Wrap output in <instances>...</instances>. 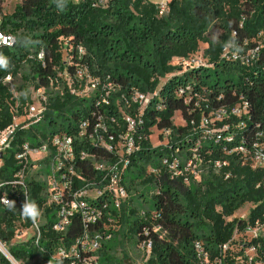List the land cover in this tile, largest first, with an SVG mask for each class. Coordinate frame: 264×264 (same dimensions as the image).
Here are the masks:
<instances>
[{
    "label": "trees",
    "instance_id": "trees-1",
    "mask_svg": "<svg viewBox=\"0 0 264 264\" xmlns=\"http://www.w3.org/2000/svg\"><path fill=\"white\" fill-rule=\"evenodd\" d=\"M2 4L0 0V31L13 36L14 43L0 47V131L12 123L16 104L18 114H23L30 88H48L53 82L57 95L51 96L41 124L16 133L3 157L1 183L13 180L15 154L24 142L37 145L63 133L77 137L85 120L88 135L98 116L110 132L125 133L126 115L137 122L135 150L127 156L129 167L122 179L129 199L120 213L112 214L119 233L107 219L90 226L103 238L97 252L100 264H122L111 254L117 237L135 242L139 249L151 242L145 264H199L196 243L202 245L210 264H218L217 260L242 264L238 259L250 244L258 246L264 258L262 238L249 241L239 236L222 251L235 229L241 232L256 220L264 222L263 171L253 169L240 153L228 154L236 146L253 150L254 143L264 144V0H172L167 17L159 16L150 0H18L11 13ZM211 26L221 31L215 42L207 37ZM79 47L86 52L80 58ZM254 50L253 59H242ZM40 52L43 60L38 59ZM197 54L210 66L193 65ZM76 65L98 80L87 98L71 95L66 83L57 80L58 73L74 77ZM7 75L20 80L14 84L18 100L2 83ZM137 93L150 98L142 112L133 102ZM244 103L245 114H233ZM220 113L221 119L207 128L214 133L207 134L202 127L205 121ZM176 114L184 125L173 123ZM154 128L160 131L156 147L151 145ZM79 143L99 161L117 159L87 140ZM193 152L212 172L195 185L173 177L162 165L164 159L190 158ZM219 160L228 164L215 172L213 165ZM27 185L32 214L44 220L39 246L32 238L16 242L31 221L19 204L20 189L9 185L0 189V200L3 194L12 198L8 206L0 201V242L20 264H31L39 256L42 264H63L64 260L54 259L57 249H69L84 228L75 221L66 235L56 233L52 209L44 206L42 198L44 184L32 179ZM248 204L246 220L229 221ZM0 264L11 263L0 253Z\"/></svg>",
    "mask_w": 264,
    "mask_h": 264
},
{
    "label": "built area",
    "instance_id": "built-area-1",
    "mask_svg": "<svg viewBox=\"0 0 264 264\" xmlns=\"http://www.w3.org/2000/svg\"><path fill=\"white\" fill-rule=\"evenodd\" d=\"M171 1L160 0L154 3L158 8L159 16L166 15ZM17 2L18 0H3L2 8L7 12V5L13 3L14 11ZM11 12L8 11V13ZM4 38H7V43L4 42ZM13 43V36L0 31V47ZM228 52L229 49L225 48L224 56ZM85 53L82 47L78 48L79 58L84 56ZM256 53L257 50L249 51L242 59L248 62L250 57L251 59L255 57ZM233 58H238L236 53ZM38 59L43 60L42 52L39 53ZM191 63L196 66H210L202 59L200 61L192 59ZM57 76V80L66 83L71 95L85 98L96 89L98 83V80L91 77L87 68L79 65L74 68V77H71L69 73H58ZM2 83L10 86L15 99L18 100L19 95L15 89L13 77L7 75L2 79ZM75 85H77V88ZM29 94V102L25 105L23 114H18L17 107L19 104H16L12 123L0 131V172L3 166L4 154L11 148L16 133L19 130H26L31 126L41 124L48 110L51 96L57 95L54 93L53 82L50 83L48 88H30ZM105 95L108 96L109 92L106 91ZM149 101V96L138 93L133 98V102L140 105L141 112L149 104ZM103 102H105V99H103ZM246 107L247 104L244 103L242 107L234 109L233 114H245ZM221 113L213 119L205 121V125L202 127L207 134L214 133V130L207 129L208 125H215V122L221 119ZM94 117H96V114L93 112L92 118ZM124 119L127 123L125 133L120 131L117 133L110 132L108 126L102 123L101 118L98 116L97 123L93 127V133L88 135L86 134V128L89 123L85 120L79 124L77 137L63 133L54 135L37 145L24 142L20 151L15 154L17 169L13 175V180L7 183L0 182V189L5 185L19 188L21 191V195L18 196L19 204L24 207L27 214L32 213L29 205V187L27 183L30 181L28 180L30 172L37 170L35 172L42 180H34L44 184L42 198L45 201L44 206L52 209L50 216H53V230L56 233L66 235L74 222L79 221L84 228L83 236L76 240L69 249L63 246L59 247L55 254L54 259L64 260L63 264H100L97 252L101 249L103 238L96 233H92L90 226L104 219L112 224L115 221L112 214L120 213L124 205L127 204L129 194L125 184L122 183V179L129 167L127 156L135 150L134 131L137 122L126 115H124ZM111 121L114 122V119L112 118ZM98 130H101L100 134H98ZM167 134L168 132H164V135ZM83 140L95 144L96 147L98 146L106 152L113 153L117 157L116 161L97 160L93 153L82 149L83 147L79 142ZM252 147L253 150H248L245 145L236 146L228 151V154L234 152L242 154L250 160L253 169H261L264 173V144L254 143ZM227 164V160L216 161L213 169L217 172ZM162 165L169 169L173 177L183 178L187 185L194 179H198L204 169H209L208 166L203 164V160L197 156L196 152H193L190 158L182 155L171 162L164 159ZM94 172L96 173L93 177L91 173L94 174ZM150 172L156 173V170L150 169ZM0 201L2 205L8 206L12 198L3 194ZM96 203H98V207H95ZM28 216L31 221V226L28 229L32 230L33 235L31 238L34 245L38 247L42 237L40 229L42 224L39 222L42 216L37 218L33 214H28ZM153 217L156 218V214ZM263 228L264 222L256 220L253 225H247L241 232L235 229L232 240L223 245L222 251L226 252L232 246L231 243L239 236L246 237L249 241L258 238L263 239L261 235ZM0 244L2 243L0 242ZM235 248L239 249V246H235ZM140 249L147 253L148 261L152 250L151 242L144 243ZM195 252L199 264H210L208 255L204 252L200 243L195 244ZM0 253L3 255L2 251ZM8 255L10 260L13 259L9 252ZM238 260L242 264H264V258L259 255L258 246L255 244H250L244 248L243 255ZM216 262L220 264L221 260Z\"/></svg>",
    "mask_w": 264,
    "mask_h": 264
},
{
    "label": "rangeland",
    "instance_id": "rangeland-1",
    "mask_svg": "<svg viewBox=\"0 0 264 264\" xmlns=\"http://www.w3.org/2000/svg\"><path fill=\"white\" fill-rule=\"evenodd\" d=\"M153 3H156L160 0H150ZM13 3H9L7 5V12H11L13 11ZM170 14V10L168 8V11L166 13V15H164L163 17H167ZM221 35V31L218 30L215 26H211L208 30L207 33V37L209 38V40L215 42L220 38ZM201 49H204V45L201 44ZM199 54H197L196 56H193L192 59L196 60V61H200L201 58L198 56ZM177 73L179 71H176ZM14 80V79H13ZM14 84L15 85H19L20 84V80H14ZM214 121V120H213ZM212 121V122H213ZM173 123L175 125H184V121L181 119V117L179 116V114H176L174 119H173ZM151 145H153L154 147L160 145V131L157 130L156 128H154L152 130V137H151ZM37 171V170H35ZM30 172L28 180H32V179H37V180H42V178H40L37 175V172ZM212 172L207 168L204 169L203 172H201V176L198 179H194V181L190 182V185H195L197 182H202L205 178H207ZM153 193V190L151 192L148 193V197H150V195ZM251 209V206L245 205L244 207H242L241 209H239L235 215L229 219V221H232L233 219H242V220H246L249 210ZM43 217H41L39 219L40 224H43ZM112 228L114 229V232L119 233L120 232V228L115 225V223L111 224ZM33 235L32 230L30 229H25L23 228L21 233H20V237L18 239H16V242H26L28 239H30ZM261 235L263 236L264 239V228L261 230ZM113 238L110 237L109 240L107 241H111ZM109 243V242H108ZM111 254L114 255V257L119 260L122 264H145L147 261V253L142 250L139 249L137 247V244L135 242H130L127 239L125 240H121L120 237H117V240L115 242H112V250H111ZM20 264V263H19ZM31 264H42L41 258L40 256L35 259L34 261L31 262Z\"/></svg>",
    "mask_w": 264,
    "mask_h": 264
},
{
    "label": "bare ground",
    "instance_id": "bare-ground-1",
    "mask_svg": "<svg viewBox=\"0 0 264 264\" xmlns=\"http://www.w3.org/2000/svg\"><path fill=\"white\" fill-rule=\"evenodd\" d=\"M0 251H2L4 254H6L7 256H9L8 255V252H7V249L2 244H0ZM11 261H12L13 264H19L16 261H14L13 259H11Z\"/></svg>",
    "mask_w": 264,
    "mask_h": 264
},
{
    "label": "clouds",
    "instance_id": "clouds-1",
    "mask_svg": "<svg viewBox=\"0 0 264 264\" xmlns=\"http://www.w3.org/2000/svg\"><path fill=\"white\" fill-rule=\"evenodd\" d=\"M4 42H5V43L8 42V41H7V38H4ZM0 63H3V59H2V57H0ZM28 214H32V213H28Z\"/></svg>",
    "mask_w": 264,
    "mask_h": 264
},
{
    "label": "water",
    "instance_id": "water-1",
    "mask_svg": "<svg viewBox=\"0 0 264 264\" xmlns=\"http://www.w3.org/2000/svg\"><path fill=\"white\" fill-rule=\"evenodd\" d=\"M3 256L11 263V264H13L12 262H11V260H10V258L7 256V255H5L4 253H3Z\"/></svg>",
    "mask_w": 264,
    "mask_h": 264
}]
</instances>
